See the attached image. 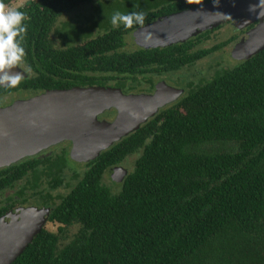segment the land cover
Wrapping results in <instances>:
<instances>
[{"label": "trees", "instance_id": "1", "mask_svg": "<svg viewBox=\"0 0 264 264\" xmlns=\"http://www.w3.org/2000/svg\"><path fill=\"white\" fill-rule=\"evenodd\" d=\"M99 1L27 0L16 7L27 13L22 59L29 75L14 87L0 85V96L104 85L107 73L146 75L152 68L194 63L239 38L190 52L220 25L171 46L123 51L132 31L214 1L135 0L127 12L143 11V25L114 27L111 19L103 25L96 19L101 34L90 38V31L84 44L56 47L51 33L58 20ZM15 2L4 0L8 7ZM219 141H230V148L217 146ZM67 154L65 148L45 161L24 160L0 175V191L30 173L36 187L37 162L55 182L52 188L62 172L77 180L51 203L50 221L58 229H43L12 264H264V50L189 82L180 100L84 171L67 170ZM129 157L134 164L122 184L110 178L120 185L114 189L106 174ZM73 227L78 231L72 233Z\"/></svg>", "mask_w": 264, "mask_h": 264}, {"label": "water", "instance_id": "2", "mask_svg": "<svg viewBox=\"0 0 264 264\" xmlns=\"http://www.w3.org/2000/svg\"><path fill=\"white\" fill-rule=\"evenodd\" d=\"M258 0H214L160 17L136 30L135 40L144 48L167 47L185 42L228 21L247 27L237 38L235 58L247 60L264 50V5ZM255 10H252V8ZM10 71L26 78L18 64ZM7 86L6 84H0ZM185 93L166 82L155 93L126 94L121 88L101 85L47 89L30 98L0 106V168L12 166L28 156L71 140V157L89 162L123 138L139 130L162 108ZM117 109L114 120L100 119L105 111ZM129 170L112 169L116 182H123ZM50 210L21 207L0 217V264H12L41 231Z\"/></svg>", "mask_w": 264, "mask_h": 264}, {"label": "flooded vegetation", "instance_id": "3", "mask_svg": "<svg viewBox=\"0 0 264 264\" xmlns=\"http://www.w3.org/2000/svg\"><path fill=\"white\" fill-rule=\"evenodd\" d=\"M20 5H22V4H20ZM9 8H16V6L9 7ZM71 22L72 23L69 25L68 29L69 30H77L78 32L81 31L82 35H80L77 38L74 37V36L68 35V39H66V42L64 44H62L61 46H58L55 43L56 47L61 48L63 45H67V44H74V45L84 44L89 39L88 35H86L87 33L84 34V31H85L84 28H87V32L91 31L92 28L89 30V27L87 25L85 26V23H84L85 21L84 22L80 21V23H78V24L76 23V21H71ZM57 23H56V25H57ZM83 23H84V25H80V24H83ZM257 23H258V21H256L255 23L247 26L244 30H239L238 28H237V30H239L241 33L242 32H247L248 30L253 28ZM135 32H136V30L132 31L130 34L127 35L126 45L124 46V48L127 46V39H128V37L130 35H132L134 43H137V44H135L137 47L134 50L140 49L142 47L135 40V34H134ZM97 33L101 34V31H99ZM94 36H96V35L91 34V36H89V37L93 38ZM198 45L192 47L190 52L198 51V50L202 49V48H198ZM124 48H123V51H125ZM134 50H132V51H134ZM177 54H179V53L177 52ZM199 60L200 59H198L197 61H199ZM197 61H195L194 63H185V64L179 65L177 67H166L164 69L152 68L151 70H149L146 73V75H138V76H134V77L130 76V75L122 76V75H118V74H114V73H112V74L111 73H107L106 76H108L109 80L104 85H101V84H76L74 86H78V85L79 86L101 85V86H107V87L121 88L122 91L124 93H126V94H133V93L134 94H139V93L152 94V93H155V91L157 89V85L159 83L166 82L168 85L173 86L175 88H183V89H185V93H186L187 92V85L191 81L183 82V79H192V78H187L186 69L191 67V66H193ZM23 63H25V62L23 61ZM19 64H20V67L26 68V66H24L21 61L19 62ZM204 77H201V78L204 79ZM201 78H199V79H201ZM22 79L23 78L19 79V81H22ZM150 79H153V82H151ZM121 80L124 82L123 86L119 85L122 82ZM74 86H72V87H74ZM48 89H54V88H48ZM45 90H47V89H45ZM45 90H43V91H45ZM20 91H28L29 92L28 96L22 97L21 99H25L27 97L30 98L33 95H36L38 93L43 92V91H36L35 92V91H32V90H23V89L20 90ZM185 93L183 95H185ZM2 96H0V97H2ZM178 100H180V98ZM178 100H176L173 103H170L166 107H169V106L173 105ZM0 106H2V105H0ZM3 106H6V104L3 105ZM166 107H164V108H166ZM164 108H162V109H164ZM117 114H118L117 109L113 108L111 110L105 111L103 114H101L99 116V118L100 119L114 120V118L117 116ZM59 145H64V147L59 151V153H61L63 151V149L68 148V154H67V163H68V165L65 167V168H67V170H69L68 168H69V166H71L72 168H75L78 171H81V170H79V167L83 166V168L85 169L87 164L89 162L93 161V160H91L89 162H80V161L74 160L71 157V149H72L73 143H72L71 140H67L65 142H62L60 144H57V145L51 147L48 150H44L43 152L39 153L38 155L28 156V157L22 159L21 161H19L17 163H20V162H22L24 160L34 159V158H36L37 160L45 161L47 159V157L59 154V153L50 152L51 149L56 148ZM125 161H123L120 166L125 167L126 166L125 165L126 164ZM17 163H15V164H17ZM15 164H13V165H15ZM12 166L0 168V175H3L4 172H6L7 168H9V167L11 168ZM37 166H38V169H39L38 170L39 178H37V180H36V187H33L34 179H33L32 174L30 173V174H27L22 179H20L16 183V185L14 187L5 188V189L0 191V196L2 197V194H5L8 191L13 190V189L15 190L17 188L15 190V193L7 194L4 197V199L0 200V211H3V212L6 211V212H4L3 215H1V216H4V215L10 214L12 212H15L17 209H19L21 207L37 206V207H39V208H41L43 210H48L49 209L50 210V214L47 216L46 222H45V224L43 225V227L41 229V231H42L45 228L49 229L48 225L50 223L55 224L54 222L50 221V218H51L53 210H54V208L51 205V203L53 204V202H59L61 200L60 197L62 195L67 194L70 191V188L68 187V184H71V185L72 184H76L77 180H70L71 176L62 172V173H60L61 175L59 177V180H57V182H56V183H60V184L57 187L52 188L53 184H55V182H53V179L49 178L48 175L43 171L42 163L37 162ZM128 170H130V169H128ZM109 173H110L109 176L112 179L113 178L112 177V170ZM5 176L9 177V175H5ZM60 178H62V179H60ZM23 180H26V184L20 185L19 183L21 181H23ZM29 180H31V182ZM116 184H122V182L116 183ZM119 186L120 185H118V187ZM61 188L64 189V191L59 192V189H61ZM48 195H53L54 199L51 200V201H48V198H47ZM48 202H49V204H47ZM58 226H59V223H57V228L56 229H58ZM35 237H34V239H35Z\"/></svg>", "mask_w": 264, "mask_h": 264}, {"label": "rangeland", "instance_id": "4", "mask_svg": "<svg viewBox=\"0 0 264 264\" xmlns=\"http://www.w3.org/2000/svg\"><path fill=\"white\" fill-rule=\"evenodd\" d=\"M27 0H16L14 3V6H18L20 4H23ZM101 2H105L104 5H100ZM99 2L91 3L86 6H83L74 12L68 13L63 15L59 20L57 25L54 27L51 38L55 41V43L58 46H61L66 42V39H68V35L79 37L81 34V31L78 32L77 30H69V25L72 23L71 21H76V23H80V21L85 23V26L87 25L90 27L92 34L96 35L97 32L101 30V27L98 26L99 23L101 25L107 24V22L111 19L112 14L115 11H121V12H127L128 8H130L131 4L135 0H100ZM135 4V3H134ZM133 4V5H134ZM96 19L99 21V23L96 21ZM97 22V23H96ZM80 24V25H84ZM244 30L246 27H242L241 23L236 21H230L227 23L222 24L221 27L217 28L213 32H211L208 39H205L203 42L199 43L198 48H210L216 44L225 42L226 40L234 37L239 36L242 37L246 34V32H240L239 30ZM84 34L87 33V28H84ZM215 29V28H214ZM90 32V31H88ZM236 43V40H233L230 44L224 46L222 49L215 51L211 53L210 55L200 59L197 61L193 66L186 69V75L187 78L192 79H183V82L186 81H196L201 77H211L218 69L227 68V67H234L237 66L240 62L239 59L235 58L233 55V48ZM137 43H134L132 35H130L127 39V46L124 48L125 51H132L137 46L135 45ZM23 60V59H22ZM22 64L27 67L26 63ZM19 61V62H20ZM242 61V60H241ZM19 62L17 63L19 66ZM29 95L28 91H17L9 94H5L2 97H0V105H9L14 100L21 99L22 97H26ZM28 98V97H27ZM230 141H219L216 143L217 146H223L227 149L230 148L229 145ZM64 147V145H59L56 148H53L50 150V152L59 153V151ZM135 157L127 159L125 168L131 169L133 166V161ZM79 170L84 171L85 169L82 167H79ZM70 173V172H69ZM68 173V174H69ZM110 173L106 174L105 181L106 183H109L110 186H112L114 189L118 188V185L113 186V182L111 181V177L109 176ZM120 183V182H118ZM20 185L26 184V180H23L19 183ZM17 189V188H16ZM15 189V190H16ZM15 190H10L5 194H2V197L0 196V200L4 199V197L7 194L15 193ZM64 191V189H59V192ZM48 228L52 231H56L57 229V223L52 224L50 223L48 225ZM78 231V227H73L71 229L72 233H75Z\"/></svg>", "mask_w": 264, "mask_h": 264}, {"label": "clouds", "instance_id": "5", "mask_svg": "<svg viewBox=\"0 0 264 264\" xmlns=\"http://www.w3.org/2000/svg\"><path fill=\"white\" fill-rule=\"evenodd\" d=\"M264 5V0H258ZM252 10H255L253 7ZM27 13L16 8H9L4 0H0V84L14 87L19 82V76L10 71L25 55L23 41L27 34ZM145 13L143 11L121 12L115 11L111 16V24L125 28L143 25Z\"/></svg>", "mask_w": 264, "mask_h": 264}]
</instances>
